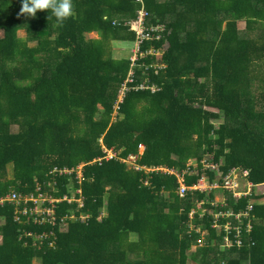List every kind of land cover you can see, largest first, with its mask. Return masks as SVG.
Listing matches in <instances>:
<instances>
[{
    "label": "trees",
    "instance_id": "16d2710c",
    "mask_svg": "<svg viewBox=\"0 0 264 264\" xmlns=\"http://www.w3.org/2000/svg\"><path fill=\"white\" fill-rule=\"evenodd\" d=\"M72 3L73 15L60 25L47 10L28 16L20 11L21 0H0V197L11 188L29 193L35 180L45 185L54 167L100 158L103 137L124 158L144 145L141 165L182 167L190 158L214 154L224 168L251 169L252 181L263 184L255 199H264V110L254 92L259 82L264 92V0ZM142 6L147 24L166 27V68L157 75L148 71L149 83L159 87L155 93L134 89L146 78L143 68H135L133 89L111 124L130 72V59H115L111 44L136 41L128 24ZM90 33L99 38H88ZM84 176L83 207L63 200L55 210L57 225L27 227L37 234L54 229L55 248L21 243L12 204H0V264H264V203L255 205L253 246L227 252L201 247L189 255L181 225L194 199L204 195L179 198L175 179L160 173L144 187L140 172L116 161L88 165ZM72 214L76 220H67L61 231L62 218Z\"/></svg>",
    "mask_w": 264,
    "mask_h": 264
},
{
    "label": "built area",
    "instance_id": "2783aa9c",
    "mask_svg": "<svg viewBox=\"0 0 264 264\" xmlns=\"http://www.w3.org/2000/svg\"><path fill=\"white\" fill-rule=\"evenodd\" d=\"M142 3V0H138ZM148 12L144 8L138 11L136 20L129 23L131 30L136 32V50L130 57V72L127 81L124 83L118 100L114 105L113 119L120 117L121 104L125 101L127 92L133 89L129 83L136 78L135 68H143L145 81L135 90H150L152 93L159 91V87L150 84L148 71L156 75L160 70L166 68L163 61L165 52L169 48L166 38V27L163 25H149ZM135 24L136 29L132 28ZM163 42L160 47L154 42ZM149 44L146 50H142L143 43ZM149 58L151 63L141 64L139 61ZM102 145V156L91 163H81L75 167H54L49 171L48 181L45 185L34 181L29 193H21L11 188L4 196L0 197V204L7 201L12 204V218L19 226V240L25 246L33 245L42 248V244L49 243L55 248L57 234L53 229L42 234L27 231V227L33 225H46L48 223L57 225L55 210L59 202L66 200L69 203H77L79 208L85 204L82 185L85 181V168L92 164L103 162H122L128 165V169L140 172L143 177L141 184L150 187L152 173H160L175 179V194L179 198L190 195L202 194L204 198H195L187 214V221L181 225L182 234L190 239V248L195 246V251L201 247H207L213 252H227L232 249H244L254 245L252 234L255 227V205L262 203L261 199L255 197L261 195L263 184H256L252 181V170L244 166H233L224 168L225 164L221 158L215 161L214 154L204 153L190 158L183 167H168L166 165L143 166L138 160L144 155L145 147L139 145L137 154L127 158L122 157L118 149L107 148ZM104 146V147H103ZM65 191L62 193V190ZM221 192L220 197L216 192ZM249 199L248 203L235 207L240 201ZM183 212V208H181ZM87 216V215H86ZM86 216L81 217L85 220ZM101 216L100 218H102ZM2 219V218H0ZM67 220H76L74 214L70 217H63L61 220V231L67 230ZM3 221V219H2Z\"/></svg>",
    "mask_w": 264,
    "mask_h": 264
},
{
    "label": "rangeland",
    "instance_id": "374dc122",
    "mask_svg": "<svg viewBox=\"0 0 264 264\" xmlns=\"http://www.w3.org/2000/svg\"><path fill=\"white\" fill-rule=\"evenodd\" d=\"M132 28L137 30V27L135 24L132 25ZM239 29L243 32V30L245 29V24L240 23ZM17 34L20 38H26V31L25 30H19ZM0 37H1V33H0ZM87 37L93 38V39L99 38L97 33H90L87 35ZM30 45H34V43H30ZM111 47H112V51H113L112 55L114 56V58H116V59L129 58L130 59L132 53L134 54V52L136 50V43H134V42H112ZM254 92H255V96H257V103H258L257 107H258V109L264 110V92H263V88H262L260 82L256 83ZM221 117H222V114H221ZM221 122H222V119L214 121L213 123L215 125H219ZM11 132L13 134H15L17 132V129L15 126L11 128ZM98 143L100 144V149H102V145H101V142L99 140H98ZM7 177L8 178L12 177L11 166H8V168H7ZM258 191L263 193L262 189H260V188ZM220 193H221L220 191L216 192V196L220 197ZM261 202L264 203V199H261ZM2 222H3L2 219H0V223H2ZM130 240H137V237L135 235H131ZM194 251H195V246H192V248H190L189 255L191 252H194ZM36 262H37V264L40 263L39 260H36ZM189 264H199V262L190 260Z\"/></svg>",
    "mask_w": 264,
    "mask_h": 264
},
{
    "label": "clouds",
    "instance_id": "9594fccd",
    "mask_svg": "<svg viewBox=\"0 0 264 264\" xmlns=\"http://www.w3.org/2000/svg\"><path fill=\"white\" fill-rule=\"evenodd\" d=\"M38 10H47V16L55 17L60 25L72 16L74 11L72 0H21L22 13L35 16Z\"/></svg>",
    "mask_w": 264,
    "mask_h": 264
},
{
    "label": "crops",
    "instance_id": "0c3cea01",
    "mask_svg": "<svg viewBox=\"0 0 264 264\" xmlns=\"http://www.w3.org/2000/svg\"><path fill=\"white\" fill-rule=\"evenodd\" d=\"M116 42H118V41H116ZM121 42V41H120ZM116 59V58H115ZM118 98H119V96H118ZM116 100H118V99H116ZM115 103H116V101H115ZM115 105V104H114ZM113 113H114V106H113V112H112V115H111V124H113L115 121H114V119H113ZM100 141H102V143H103V137L100 139ZM142 145V144H141ZM144 146V145H143ZM112 149H114V148H112ZM121 151V150H120ZM145 152V151H144ZM144 154V153H143ZM187 162V161H186ZM185 164V163H184ZM10 166V165H9ZM143 166H155V165H143ZM184 166V165H183ZM182 166V167H183ZM8 168V167H7ZM9 178H11V177H9ZM0 242H1V237H0Z\"/></svg>",
    "mask_w": 264,
    "mask_h": 264
}]
</instances>
